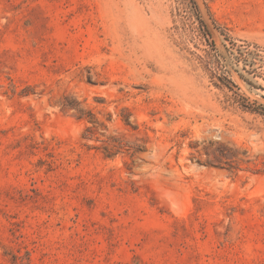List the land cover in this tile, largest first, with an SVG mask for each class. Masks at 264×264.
Segmentation results:
<instances>
[{
	"label": "rangeland",
	"instance_id": "1",
	"mask_svg": "<svg viewBox=\"0 0 264 264\" xmlns=\"http://www.w3.org/2000/svg\"><path fill=\"white\" fill-rule=\"evenodd\" d=\"M0 264H264V0H0Z\"/></svg>",
	"mask_w": 264,
	"mask_h": 264
}]
</instances>
